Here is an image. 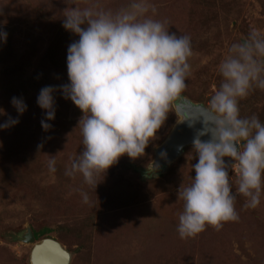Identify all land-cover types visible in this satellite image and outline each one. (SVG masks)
Instances as JSON below:
<instances>
[{
  "label": "rangeland",
  "instance_id": "rangeland-1",
  "mask_svg": "<svg viewBox=\"0 0 264 264\" xmlns=\"http://www.w3.org/2000/svg\"><path fill=\"white\" fill-rule=\"evenodd\" d=\"M130 2L73 0L77 7L113 11ZM150 3L155 19L191 40L187 87L173 101L145 155L120 157L104 176L96 177L100 183L94 190L81 175L65 174L83 151L78 126L83 113L57 90L55 119L45 132V114L37 105L42 88L59 89L69 82L67 49L79 39L62 27V12L69 5L64 0H0V30L7 33L6 42L0 43V109L7 115H0V123L17 118L13 97L27 105L16 126L0 130V264H30L33 245L24 243L28 228L48 232L36 243L57 241L69 253L70 264H264V194L255 209L246 208V198L238 195L237 220L181 239L177 225L183 201L177 192L195 176V150L187 147L165 173L154 174L152 168L155 151L181 120L174 105L187 99L208 108L222 83L218 65L230 45L242 42L252 29L264 35V0ZM239 107L241 117L255 115L264 122V90L251 91ZM50 156L56 161L54 173L48 169ZM230 174L235 192L236 174ZM81 192L88 193L87 204Z\"/></svg>",
  "mask_w": 264,
  "mask_h": 264
},
{
  "label": "clouds",
  "instance_id": "clouds-1",
  "mask_svg": "<svg viewBox=\"0 0 264 264\" xmlns=\"http://www.w3.org/2000/svg\"><path fill=\"white\" fill-rule=\"evenodd\" d=\"M64 2L69 7L62 12V27L79 37L67 49L69 82L59 89L42 88L37 105L45 114L41 120L45 132L55 119L57 90L83 113L78 122L83 151L65 174L81 175L95 190L100 183L96 177L104 176L120 157L145 155L173 101L187 87L191 40L170 32L166 21L155 19L150 0H131L115 11ZM6 40L7 33L0 30V43ZM218 72L222 83L210 97L203 130L192 141L198 160L192 165L195 176L177 192V199L183 201L177 225L181 239L194 237L206 226L219 230L223 222L237 220L238 195L246 198V208L255 209L264 194V122L255 115L241 117L239 107L251 91L264 90V35L252 29L242 42L231 44ZM10 103L17 118L9 116L0 130L16 126L27 111L22 98L13 97ZM0 115L7 114L0 109ZM204 135L210 138L202 141ZM50 157L48 169L54 173L56 161ZM160 167L152 161L154 174ZM80 195L87 204L88 193Z\"/></svg>",
  "mask_w": 264,
  "mask_h": 264
},
{
  "label": "water",
  "instance_id": "water-1",
  "mask_svg": "<svg viewBox=\"0 0 264 264\" xmlns=\"http://www.w3.org/2000/svg\"><path fill=\"white\" fill-rule=\"evenodd\" d=\"M176 113L181 120L176 124L167 140L155 151V162L161 167L157 173H165L176 160L180 158L187 147L192 146V141L199 131L204 128V119L208 115L206 107L194 104L187 99H181L174 105ZM207 141L209 135L200 137ZM161 153H166V158H161ZM25 244L33 245L30 264H70L71 257L68 252L55 240L44 239L39 243L31 229H27Z\"/></svg>",
  "mask_w": 264,
  "mask_h": 264
},
{
  "label": "trees",
  "instance_id": "trees-1",
  "mask_svg": "<svg viewBox=\"0 0 264 264\" xmlns=\"http://www.w3.org/2000/svg\"><path fill=\"white\" fill-rule=\"evenodd\" d=\"M198 103H199V102H198ZM47 233H48V232H43V233H41V234H37V233H34V232H33V235H34L35 240L38 241L39 238L41 237V235H42V236H46V235H48Z\"/></svg>",
  "mask_w": 264,
  "mask_h": 264
}]
</instances>
